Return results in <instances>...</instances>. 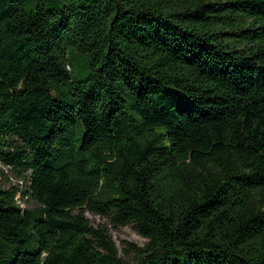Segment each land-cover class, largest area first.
I'll use <instances>...</instances> for the list:
<instances>
[{"label":"trees","instance_id":"obj_1","mask_svg":"<svg viewBox=\"0 0 264 264\" xmlns=\"http://www.w3.org/2000/svg\"><path fill=\"white\" fill-rule=\"evenodd\" d=\"M0 264H264V0H0Z\"/></svg>","mask_w":264,"mask_h":264},{"label":"rangeland","instance_id":"obj_2","mask_svg":"<svg viewBox=\"0 0 264 264\" xmlns=\"http://www.w3.org/2000/svg\"><path fill=\"white\" fill-rule=\"evenodd\" d=\"M72 67V76L74 78L84 79V77L87 76V69L85 66L82 65V62L74 61L72 62ZM5 174L7 175L6 178L1 180L3 188L9 189L12 186L16 185L20 176H18V174H16L10 169H7L5 171ZM17 198H19V196H17ZM18 205L20 206V202H18ZM25 205L26 207H33L35 204L33 201H28ZM25 205L23 204L22 206L25 207ZM85 217L94 226H97L98 224H107L109 234L111 235L113 241L116 244L119 256L131 262L137 261V256L134 252H125V250H129V246H127L126 243H131L137 247H143L147 241L136 232L133 225H128L126 227H122L116 230L109 224V219L106 217H102L100 215H93L88 212L85 213Z\"/></svg>","mask_w":264,"mask_h":264},{"label":"built area","instance_id":"obj_3","mask_svg":"<svg viewBox=\"0 0 264 264\" xmlns=\"http://www.w3.org/2000/svg\"><path fill=\"white\" fill-rule=\"evenodd\" d=\"M20 206L22 207L21 202H20Z\"/></svg>","mask_w":264,"mask_h":264}]
</instances>
